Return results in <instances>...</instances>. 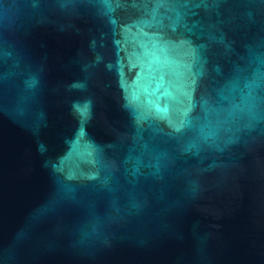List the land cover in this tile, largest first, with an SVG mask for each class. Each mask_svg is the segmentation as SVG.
I'll list each match as a JSON object with an SVG mask.
<instances>
[{
  "label": "water",
  "instance_id": "1",
  "mask_svg": "<svg viewBox=\"0 0 264 264\" xmlns=\"http://www.w3.org/2000/svg\"><path fill=\"white\" fill-rule=\"evenodd\" d=\"M0 264H264V0H0Z\"/></svg>",
  "mask_w": 264,
  "mask_h": 264
}]
</instances>
